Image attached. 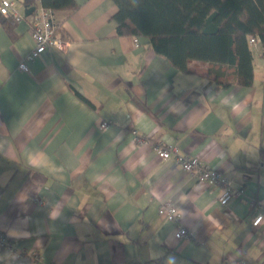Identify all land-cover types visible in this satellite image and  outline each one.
<instances>
[{
	"label": "crops",
	"instance_id": "0c3cea01",
	"mask_svg": "<svg viewBox=\"0 0 264 264\" xmlns=\"http://www.w3.org/2000/svg\"><path fill=\"white\" fill-rule=\"evenodd\" d=\"M15 1L23 14L44 5ZM75 2L56 9L65 47L29 71V23L8 27L0 11V228L28 251L0 249V264H264V222L252 224L264 208V64L254 58L252 85L216 86L200 62L182 71L147 37L118 34L114 0ZM134 131L201 157L247 197L223 205ZM168 199L192 237L160 214Z\"/></svg>",
	"mask_w": 264,
	"mask_h": 264
},
{
	"label": "trees",
	"instance_id": "16d2710c",
	"mask_svg": "<svg viewBox=\"0 0 264 264\" xmlns=\"http://www.w3.org/2000/svg\"><path fill=\"white\" fill-rule=\"evenodd\" d=\"M114 1L118 34L147 37L155 52L182 71H194L192 63L200 62L197 71L216 86L253 84L255 52L249 36L260 39L264 57V0ZM43 3L55 10L76 6L75 0Z\"/></svg>",
	"mask_w": 264,
	"mask_h": 264
},
{
	"label": "built area",
	"instance_id": "2783aa9c",
	"mask_svg": "<svg viewBox=\"0 0 264 264\" xmlns=\"http://www.w3.org/2000/svg\"><path fill=\"white\" fill-rule=\"evenodd\" d=\"M34 10L25 15L21 13L17 7L15 0H1L0 11L9 18L14 19L16 22L27 20L30 26V30L34 39V46L32 50L25 56L19 63V68L25 71H29V62L38 58L42 53L50 49L55 45L60 48H64L66 42L62 38L57 30L59 28V20L56 10L46 7L44 5H33ZM250 43L256 46L260 39L255 35L249 36ZM137 45L140 44V38L135 37ZM111 120H106L101 123V128L104 129L110 124ZM139 142L141 143H153L156 153L162 159L169 158L172 154L175 155V163L182 166L187 173L196 177L200 183H206L207 185H214L220 189L219 201L223 205H226L234 198H246L247 192L243 186L235 187L232 181L224 175V173L217 168L211 166L207 161L201 157L189 155L179 152L178 148L170 144L155 141L153 136L143 135L134 131ZM250 205L253 207L258 206L259 201L256 199H250ZM159 212L167 219L176 222L179 226L176 232V237H192L189 229L181 221V212L172 199L164 200L161 202ZM264 222V208H260L252 215V224L259 226ZM9 234L3 228H0V249H8L12 255L23 256L28 253L25 248H14L9 239ZM32 254L36 258H40L37 251H32Z\"/></svg>",
	"mask_w": 264,
	"mask_h": 264
},
{
	"label": "rangeland",
	"instance_id": "374dc122",
	"mask_svg": "<svg viewBox=\"0 0 264 264\" xmlns=\"http://www.w3.org/2000/svg\"><path fill=\"white\" fill-rule=\"evenodd\" d=\"M263 64H264V57H262L259 54V52L255 50V67H256V69L259 70Z\"/></svg>",
	"mask_w": 264,
	"mask_h": 264
},
{
	"label": "water",
	"instance_id": "95a60500",
	"mask_svg": "<svg viewBox=\"0 0 264 264\" xmlns=\"http://www.w3.org/2000/svg\"><path fill=\"white\" fill-rule=\"evenodd\" d=\"M35 6H30L25 10V14L28 15L34 10Z\"/></svg>",
	"mask_w": 264,
	"mask_h": 264
}]
</instances>
